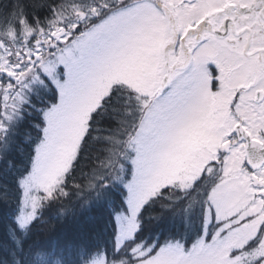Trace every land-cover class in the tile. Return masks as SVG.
<instances>
[{"label":"snow or ice","instance_id":"snow-or-ice-1","mask_svg":"<svg viewBox=\"0 0 264 264\" xmlns=\"http://www.w3.org/2000/svg\"><path fill=\"white\" fill-rule=\"evenodd\" d=\"M0 264H264V0H0Z\"/></svg>","mask_w":264,"mask_h":264},{"label":"trees","instance_id":"trees-1","mask_svg":"<svg viewBox=\"0 0 264 264\" xmlns=\"http://www.w3.org/2000/svg\"><path fill=\"white\" fill-rule=\"evenodd\" d=\"M156 210H159V209H156Z\"/></svg>","mask_w":264,"mask_h":264}]
</instances>
